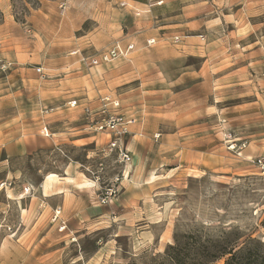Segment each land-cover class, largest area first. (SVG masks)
Segmentation results:
<instances>
[{"label":"rangeland","instance_id":"1","mask_svg":"<svg viewBox=\"0 0 264 264\" xmlns=\"http://www.w3.org/2000/svg\"><path fill=\"white\" fill-rule=\"evenodd\" d=\"M114 101L126 165L90 128ZM0 229L4 264H155L175 235L264 264V0H0Z\"/></svg>","mask_w":264,"mask_h":264},{"label":"built area","instance_id":"2","mask_svg":"<svg viewBox=\"0 0 264 264\" xmlns=\"http://www.w3.org/2000/svg\"><path fill=\"white\" fill-rule=\"evenodd\" d=\"M129 49L126 50L125 47H122L117 43L102 52L99 55V59H92L91 63L95 65L98 64L99 61L107 62L113 60L124 52L130 51ZM111 104L112 111L107 107V103L104 102L102 104V109L100 112L96 113L97 117L92 119L90 128L92 131L105 134L108 137L106 142L107 151L115 155L118 163L126 165L132 162V153L128 149L126 138L130 132V126L133 125L136 120L132 116L124 118L119 115L117 110L119 104L117 101H114Z\"/></svg>","mask_w":264,"mask_h":264},{"label":"trees","instance_id":"3","mask_svg":"<svg viewBox=\"0 0 264 264\" xmlns=\"http://www.w3.org/2000/svg\"><path fill=\"white\" fill-rule=\"evenodd\" d=\"M188 238L192 239V237ZM258 245L262 246L261 243ZM198 246L199 248L196 245L192 246L188 241L184 242L182 237L175 235L174 243L166 247L162 260L155 264H244V261L251 255V252H246L243 247L226 248L224 244L216 241H207L206 245ZM192 249H197V251L192 254ZM192 255L195 256L192 257ZM225 256L227 257L223 263H217ZM263 261L264 254L261 258V262Z\"/></svg>","mask_w":264,"mask_h":264},{"label":"crops","instance_id":"4","mask_svg":"<svg viewBox=\"0 0 264 264\" xmlns=\"http://www.w3.org/2000/svg\"><path fill=\"white\" fill-rule=\"evenodd\" d=\"M3 201H4V202H8V201H10V200H9V199H5V200H3ZM16 201L18 202V200H16ZM23 211H24L23 208H21V209H20V213H19L21 216H22V212H23ZM26 211H29V209H28V210L26 209ZM20 227H23V225H21ZM14 232H15V229H12L10 233L12 234V233H14ZM7 233H8V232H7L6 230H1V229H0V238L3 239V240H7V239H10V238L13 237V236L8 235ZM19 233H20V232L18 231V232H16V234L14 235V237H15L16 239L20 236ZM0 243H1V241H0ZM4 245H5V241L2 242V244H1V250L4 249ZM1 261H2V258L0 259V263H1V264L6 263V262H5L6 260H4V261H2V262H1Z\"/></svg>","mask_w":264,"mask_h":264}]
</instances>
